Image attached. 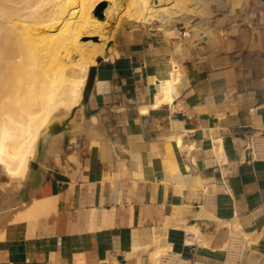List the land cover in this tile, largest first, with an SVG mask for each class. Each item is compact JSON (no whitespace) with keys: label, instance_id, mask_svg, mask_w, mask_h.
Masks as SVG:
<instances>
[{"label":"crops","instance_id":"crops-1","mask_svg":"<svg viewBox=\"0 0 264 264\" xmlns=\"http://www.w3.org/2000/svg\"><path fill=\"white\" fill-rule=\"evenodd\" d=\"M205 12L119 27L67 128L44 129L20 175L0 161V264H152L170 246L193 264H264V157L249 148L264 135V0Z\"/></svg>","mask_w":264,"mask_h":264},{"label":"bare ground","instance_id":"bare-ground-1","mask_svg":"<svg viewBox=\"0 0 264 264\" xmlns=\"http://www.w3.org/2000/svg\"><path fill=\"white\" fill-rule=\"evenodd\" d=\"M67 2L69 0H0V159L8 165L12 176L22 174L34 155L38 137L44 129L41 138L46 139L52 123L69 117L74 107L82 108L90 66L97 64V57H108L97 55L98 51L94 50L95 54L89 55L91 60L83 72L79 66V59L85 53L81 36L87 30L84 25L88 24L86 19L91 2L77 0V13L72 8L69 18L59 21V26H53L52 23L56 21L54 15L66 10ZM152 8L149 12H152ZM134 12L125 9V19H131V23L137 22L139 16ZM74 13L79 17L76 24L72 20ZM43 41L45 46L37 45ZM47 41L52 42L51 46L47 45ZM68 41L72 45L67 53L71 54L73 50L75 55L71 60L63 55L61 48ZM179 77L180 70L175 65L171 76L160 82L155 105L171 97L173 83ZM57 113L65 115L55 118ZM177 137L181 144L182 137ZM262 141L264 143V138ZM44 198L27 205L28 208L19 217L39 214L45 207ZM194 239L192 233L187 242L191 243ZM167 249L156 250L152 264H158V256ZM169 249H172L171 246Z\"/></svg>","mask_w":264,"mask_h":264},{"label":"rangeland","instance_id":"rangeland-1","mask_svg":"<svg viewBox=\"0 0 264 264\" xmlns=\"http://www.w3.org/2000/svg\"><path fill=\"white\" fill-rule=\"evenodd\" d=\"M73 1L69 0V2L65 4L66 5L65 11L60 12L57 15H54L57 22L56 21H55L56 23L53 22L52 23L53 26H59L60 25L59 21H64L67 18H69L70 14L72 13V8L73 10L76 11L75 13H77V11L79 10V5H78L79 2H77V0H73ZM89 1L91 2V9L89 11L88 18L86 19L88 24L84 25L87 26L86 27L87 30L83 32L81 36V40L85 48V53L79 59V66L82 68L83 72L86 70L89 60H91L89 55L95 54L94 50L98 51L97 55L100 54H103L104 56L108 55L107 51L115 38L116 30L119 27L124 26L125 24L124 23L126 18L124 15L125 9H129V10L132 9L133 12L136 11L134 13L136 16H139V20L137 22L138 25L139 24L160 25L162 27H165L168 26L169 24H173V22L176 19H180L182 15H184L187 11H193V22L197 20H203L206 15L205 8L207 3V0H106L107 5L102 11L104 15L103 17H99L95 13V9L97 8V6H99L101 1L103 0H89ZM50 3L53 4L54 1ZM136 8L137 10H135ZM151 8H152V12H149L151 11ZM139 11L141 13H139ZM77 18L79 17L75 14L72 18L74 24L78 23L77 21L79 19ZM176 36H177L176 37L177 41L183 43V39H182L183 33L181 32V34H177ZM38 44L41 46L46 45L45 41L38 42L37 45ZM48 44H50L51 46L52 42L47 41V45ZM71 45L72 43L68 41L61 46L63 50V55L65 57L67 56V58H70L69 60H71L73 56L75 57V55H73L72 52L73 50L71 51V54L69 52L67 53V49ZM82 105L84 106L83 103ZM82 113L83 112H81L80 115L84 116ZM62 115L64 116L65 114L57 113V116L55 118H59ZM36 157H37V152L33 159H35ZM0 165L1 168L5 169L8 172V169L5 164L0 163Z\"/></svg>","mask_w":264,"mask_h":264},{"label":"built area","instance_id":"built-area-1","mask_svg":"<svg viewBox=\"0 0 264 264\" xmlns=\"http://www.w3.org/2000/svg\"><path fill=\"white\" fill-rule=\"evenodd\" d=\"M264 135L261 131L255 130L250 133L249 148L254 158L264 157V143L262 141ZM234 244L231 243L233 254L238 258L244 253L245 239L244 237H234ZM232 239V242H233ZM192 245V243H190ZM158 264H193V258L183 252L176 251L173 248L167 249L158 256Z\"/></svg>","mask_w":264,"mask_h":264},{"label":"water","instance_id":"water-1","mask_svg":"<svg viewBox=\"0 0 264 264\" xmlns=\"http://www.w3.org/2000/svg\"><path fill=\"white\" fill-rule=\"evenodd\" d=\"M107 5V1L103 0L101 1V3L99 4V6H97V8L95 9V13L99 16V17H103V9L105 8V6ZM131 23V19H125V25H128ZM103 56H99L97 57V63H100L103 60ZM96 74H97V64L91 65L89 68V74H88V78H87V83L85 85V89H84V97H83V104L87 103V100L89 98V95L92 91L94 82H95V78H96ZM78 107H74L71 110L70 116L67 117L66 119H63L62 121H56L54 123H52L49 127V133L52 132H60L64 129L67 128L70 119L75 115V112L77 110Z\"/></svg>","mask_w":264,"mask_h":264}]
</instances>
